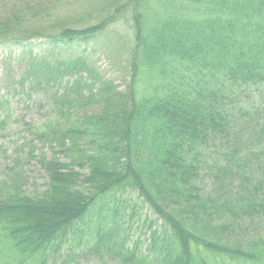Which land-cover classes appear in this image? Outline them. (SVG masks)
I'll return each mask as SVG.
<instances>
[{
	"label": "trees",
	"instance_id": "1",
	"mask_svg": "<svg viewBox=\"0 0 264 264\" xmlns=\"http://www.w3.org/2000/svg\"><path fill=\"white\" fill-rule=\"evenodd\" d=\"M48 1L0 0V45L48 48L24 50L9 82L40 95L43 120H12L10 95L0 98V264H264V0H110L86 19L38 17ZM121 13L132 29L116 70L124 90L76 51L118 41L106 27ZM176 63L237 91L137 97L142 72ZM247 93L258 101L240 106ZM30 163L44 175L34 190ZM151 216L160 224L142 251L125 233Z\"/></svg>",
	"mask_w": 264,
	"mask_h": 264
},
{
	"label": "rangeland",
	"instance_id": "2",
	"mask_svg": "<svg viewBox=\"0 0 264 264\" xmlns=\"http://www.w3.org/2000/svg\"><path fill=\"white\" fill-rule=\"evenodd\" d=\"M48 2L50 5V11L46 9V11H44L38 17L44 18L48 16L51 18L54 14V16H66L68 18L73 16L72 18L78 17L80 19H86L88 16L97 15V12L105 5V3H111L110 0H50ZM148 7L150 9H164L162 3L157 1L149 3ZM7 11L8 7L3 9L0 6V20L8 14H5ZM113 19L114 22L106 27V32L110 33L109 37L119 36L118 41L113 39L109 43L108 37L103 36V38H100L98 44L91 43L86 46H76V51L79 54L83 52L94 54L93 59L96 61V65L99 68L102 76H104V78L113 79L115 81L114 84L118 85L120 90H124L125 86L127 85L126 83H128V79L125 75L123 77V72H118L119 74L117 75L116 70H118V67L121 68V65L124 64V61L126 62L124 58L130 52L132 46V29H130L131 23L128 22L125 17H123L122 13L119 17H113ZM92 22L90 21V25ZM120 37L125 39L120 42ZM101 43L109 46V50L112 48L110 50L111 53L108 52V57L111 56L112 58H108L106 56L108 47L106 46L105 49H103ZM18 45H0V98L3 100L10 95L11 99L9 104V113L12 115V120H15V118H22L25 123L35 126L38 122L43 120L47 109L46 107L41 109L36 105H33L31 102L35 101L37 104L46 106L45 102L41 99V97H39L40 95L35 93L31 94L30 99H26V94H24V91L21 92L17 85L11 86L9 82L10 78H18L19 65L23 60L21 54L24 50L28 48L33 52L46 53V49L48 48H46L43 44L35 43L29 44L28 46L26 43H23L19 46ZM161 74L157 72H153L151 74L142 72L135 83L137 97H143L144 95L152 94L155 89H157L156 94H163L165 92L176 93L178 91V94H184L185 96H187L188 93H191L193 90L201 91L208 88L218 90L220 93H226L229 90H232L233 93L237 91L231 89L232 87L229 85V83L224 81V79H221L220 75H210L207 72L201 70V68L198 66L194 65L176 63L172 65L170 69L167 70L163 75ZM254 95L249 96L247 93L243 99L238 96L236 97L235 101H237L240 106H248L251 103L255 104L258 101V97L256 94ZM7 127H9V125ZM10 127L11 132H17L19 135H22L25 132H23V130L26 129L25 126L23 127L12 124ZM24 136L29 139L27 134ZM24 168L27 170L26 177L28 179L26 187L33 190L37 189V186L43 181V173L35 163H30L29 166L25 164ZM124 197L132 198L134 195H132V197H130V195ZM136 212L142 221L146 215L144 207L141 210H136ZM153 219L154 216L149 217L142 229L132 228L125 233V235L130 236L131 242L138 241L140 243V250L142 251L148 242L147 239L149 238L148 236L150 235L151 231H153L154 228L160 224L158 221L150 224V221ZM121 231L122 233L120 232V235L124 233V226H121ZM1 254L6 256L5 253ZM95 257L97 256H88L86 259L82 260L81 263L97 264L99 258L97 257L98 259L94 260ZM211 260L212 256L208 255V261ZM58 261L59 259L56 260V262ZM113 262H116V260L103 258V261H100L101 264H114ZM8 264H12V262H9Z\"/></svg>",
	"mask_w": 264,
	"mask_h": 264
}]
</instances>
